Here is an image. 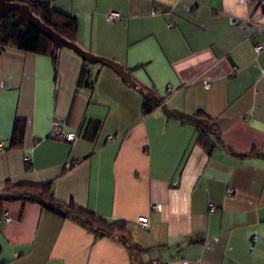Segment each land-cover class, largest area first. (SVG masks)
Returning a JSON list of instances; mask_svg holds the SVG:
<instances>
[{
  "label": "crops",
  "instance_id": "crops-1",
  "mask_svg": "<svg viewBox=\"0 0 264 264\" xmlns=\"http://www.w3.org/2000/svg\"><path fill=\"white\" fill-rule=\"evenodd\" d=\"M52 5L76 17L74 42L124 65L135 86L66 48L53 64L48 54L7 46L0 52V192L6 180L51 181L57 199L125 220L138 248L38 204L10 201L0 262L264 264V50L254 51L264 45V0ZM111 10L122 20L109 22ZM140 87L164 99L146 115ZM172 112L213 119L220 143L208 154L198 129ZM15 119L25 121L24 142L8 149ZM55 121L75 138L52 136ZM141 215L148 229L138 227Z\"/></svg>",
  "mask_w": 264,
  "mask_h": 264
},
{
  "label": "trees",
  "instance_id": "trees-1",
  "mask_svg": "<svg viewBox=\"0 0 264 264\" xmlns=\"http://www.w3.org/2000/svg\"><path fill=\"white\" fill-rule=\"evenodd\" d=\"M29 6L30 10L38 16L46 25L50 26L65 38L75 41L77 33V19L74 15L56 9L53 0H18ZM7 46H13L24 52H34L48 54L51 56L53 64L57 62V56L52 41L43 35L33 26L27 29L23 20L14 9L0 17V52ZM90 86L92 82H88ZM141 94V111L144 115L150 113L159 106L164 99L157 97L152 89H138ZM172 116L191 122L198 129V140L208 154L217 146L220 141L219 131L213 119L198 113L187 117L179 112H172ZM25 121L15 119L12 125L11 136L8 140V149H19L24 142ZM227 149L236 155L246 156L253 154L238 153L230 147ZM10 201H21L22 203H35L63 218L75 220L84 228L92 232L97 237L117 238L129 251L138 248V245L131 240V234L127 222L123 219L108 220L86 207H82L73 201L64 202L57 199L52 189V182L31 183L12 182L6 180L0 192V213L3 205Z\"/></svg>",
  "mask_w": 264,
  "mask_h": 264
},
{
  "label": "water",
  "instance_id": "water-1",
  "mask_svg": "<svg viewBox=\"0 0 264 264\" xmlns=\"http://www.w3.org/2000/svg\"><path fill=\"white\" fill-rule=\"evenodd\" d=\"M12 9L18 12V16L23 20L26 29L29 26H33L38 29V31L43 35L48 37L54 45L55 52H57L60 48L69 49L76 55H78L81 59L87 61L90 64L100 63L113 69L125 83L132 87L135 86V82L131 76V72L126 69L121 63H118L117 61L108 57L93 54L83 49L76 42L60 35L50 26L46 25L38 16H36L30 10L28 5L21 3L18 0H0V17L5 15Z\"/></svg>",
  "mask_w": 264,
  "mask_h": 264
},
{
  "label": "built area",
  "instance_id": "built-area-1",
  "mask_svg": "<svg viewBox=\"0 0 264 264\" xmlns=\"http://www.w3.org/2000/svg\"><path fill=\"white\" fill-rule=\"evenodd\" d=\"M105 16L109 22H116V21L122 20L120 13L118 11H114V10L108 11ZM170 24L171 23H168V26H170ZM262 50H264V45H262L261 43H256L254 46L255 53L259 54L262 52ZM204 85L206 87H209L210 83L206 82ZM167 90L169 92L174 91L172 86H168ZM51 134L55 138L66 140V141H71L76 136L75 132L65 130L62 126V123H60L58 121H55L53 123L52 128H51ZM108 137L112 138V136H108ZM25 159L27 161H31L28 156H26ZM229 192H231V190ZM209 206H210V208H213V206L211 204H209ZM10 221H11V217L8 214V212H6L4 210L1 211V213H0V228L4 224L9 223ZM136 223H137L138 227H140L141 229H148L149 220H148V217L146 215L139 216L136 219ZM0 264H4V263L0 262Z\"/></svg>",
  "mask_w": 264,
  "mask_h": 264
}]
</instances>
